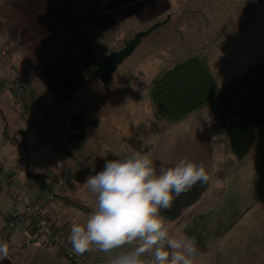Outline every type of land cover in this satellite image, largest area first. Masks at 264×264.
I'll return each mask as SVG.
<instances>
[{
  "label": "crops",
  "instance_id": "crops-1",
  "mask_svg": "<svg viewBox=\"0 0 264 264\" xmlns=\"http://www.w3.org/2000/svg\"><path fill=\"white\" fill-rule=\"evenodd\" d=\"M171 9V0H0V84L23 82L50 119L71 135L79 153L102 169L106 160L118 158L115 154L133 151L150 153L158 166L161 159L174 166L185 157L203 164L208 182L197 183L161 212L170 234L195 240L194 264H264V140L258 133L239 160L233 151L229 155V137L212 115L214 104L155 124L148 93L153 78L169 66L161 55L124 69L119 65L105 83L95 75L101 59L121 49L115 43L123 48ZM240 9L246 15L230 26L223 21L221 34L204 54L195 55L216 83L217 75L236 76L228 78L229 85L264 62V0ZM76 166L0 87V168L11 190L25 203L36 202ZM89 175L87 168H79L69 186L44 207L68 237L72 223L86 222L96 207L95 196L84 186ZM21 210L0 187V242H8L10 252L0 264H74L48 247L30 220L2 236L6 222ZM87 253L94 264H108L111 255L95 248Z\"/></svg>",
  "mask_w": 264,
  "mask_h": 264
},
{
  "label": "clouds",
  "instance_id": "clouds-1",
  "mask_svg": "<svg viewBox=\"0 0 264 264\" xmlns=\"http://www.w3.org/2000/svg\"><path fill=\"white\" fill-rule=\"evenodd\" d=\"M115 155L84 182L96 207L86 222L72 223V251L95 248L111 254L108 264H194L195 240L171 235L161 212L197 183L208 182L204 165L185 157L174 166L161 159L158 166L141 151ZM9 254L8 242H0V259Z\"/></svg>",
  "mask_w": 264,
  "mask_h": 264
},
{
  "label": "trees",
  "instance_id": "trees-1",
  "mask_svg": "<svg viewBox=\"0 0 264 264\" xmlns=\"http://www.w3.org/2000/svg\"><path fill=\"white\" fill-rule=\"evenodd\" d=\"M148 95L155 124L178 121L214 104L231 149L241 160L257 140L256 127H264V62L219 91L208 65L193 56L162 69L153 78Z\"/></svg>",
  "mask_w": 264,
  "mask_h": 264
},
{
  "label": "rangeland",
  "instance_id": "rangeland-1",
  "mask_svg": "<svg viewBox=\"0 0 264 264\" xmlns=\"http://www.w3.org/2000/svg\"><path fill=\"white\" fill-rule=\"evenodd\" d=\"M171 1V13L162 20L164 21L167 17H170L169 21L145 36L134 53L121 64L120 69L134 66L138 64L140 60L150 58L155 54L161 55L164 60L167 59V65L174 64L195 55L204 54L209 44L213 42V39L221 34L220 31L223 30L221 27L226 25L222 24V22L228 21L227 25L230 26V21H240L246 15L240 12V8L244 5L253 3V0ZM232 27L233 26L229 27V29ZM128 28L129 27H126L124 29L126 30ZM120 32H122V30H120ZM119 44L120 43H115L114 48H119V46L122 48L121 46L123 45ZM228 78L233 79L237 77H223L217 75L219 89L227 85L229 82L227 81L229 80ZM210 108L211 107H208L207 109ZM212 115L217 116L215 113ZM256 130L259 138L264 140V127L258 126ZM219 143H221L220 139ZM229 155L233 157L234 154L232 150H230ZM24 222L18 226V228L23 227V225H25Z\"/></svg>",
  "mask_w": 264,
  "mask_h": 264
},
{
  "label": "built area",
  "instance_id": "built-area-1",
  "mask_svg": "<svg viewBox=\"0 0 264 264\" xmlns=\"http://www.w3.org/2000/svg\"><path fill=\"white\" fill-rule=\"evenodd\" d=\"M0 87L11 93L24 106L40 133L58 142L65 152L77 162L76 167L70 168L69 171L54 181L51 191L46 192L33 203H25L22 195L11 190V180L0 168V187L8 190L13 203L22 208L20 213L12 216L6 222L2 236L8 237L24 221L30 220L44 238L45 244L59 251L65 259L74 264H94L89 259L87 252L77 255L72 251L68 236L63 229L56 228L49 217L45 215L44 207L50 200H53L61 191L69 186L71 181L76 178L79 168H87L92 175L101 171L102 168L93 165L85 155L79 153L71 135L62 129L58 123L50 119L47 109L23 82L6 79L1 82Z\"/></svg>",
  "mask_w": 264,
  "mask_h": 264
},
{
  "label": "water",
  "instance_id": "water-1",
  "mask_svg": "<svg viewBox=\"0 0 264 264\" xmlns=\"http://www.w3.org/2000/svg\"><path fill=\"white\" fill-rule=\"evenodd\" d=\"M170 17L166 20L157 22L146 30L139 31L131 39L124 42V47L117 51H111L104 56L98 64L95 75L102 82H107L113 76L119 65H121L128 57H130L136 48L141 44L143 38L152 33L158 27L166 24Z\"/></svg>",
  "mask_w": 264,
  "mask_h": 264
}]
</instances>
